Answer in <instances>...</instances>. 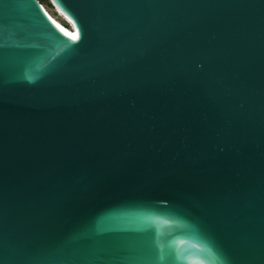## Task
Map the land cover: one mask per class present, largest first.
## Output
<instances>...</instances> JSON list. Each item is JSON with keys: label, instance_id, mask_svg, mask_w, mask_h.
I'll return each mask as SVG.
<instances>
[{"label": "water", "instance_id": "obj_1", "mask_svg": "<svg viewBox=\"0 0 264 264\" xmlns=\"http://www.w3.org/2000/svg\"><path fill=\"white\" fill-rule=\"evenodd\" d=\"M0 0V264H264V0Z\"/></svg>", "mask_w": 264, "mask_h": 264}, {"label": "rangeland", "instance_id": "obj_2", "mask_svg": "<svg viewBox=\"0 0 264 264\" xmlns=\"http://www.w3.org/2000/svg\"><path fill=\"white\" fill-rule=\"evenodd\" d=\"M43 4L46 7V9L50 12L52 17H54V19H58V21H60L59 24L61 26H65L64 28H68L65 24V22L67 23V20L56 10V8L54 6H50L47 3H43ZM67 30H69V29H67Z\"/></svg>", "mask_w": 264, "mask_h": 264}, {"label": "bare ground", "instance_id": "obj_3", "mask_svg": "<svg viewBox=\"0 0 264 264\" xmlns=\"http://www.w3.org/2000/svg\"><path fill=\"white\" fill-rule=\"evenodd\" d=\"M45 7V6H44ZM45 9H46V7H45ZM46 11H47V13L52 17V15L50 14V12L46 9ZM65 19H67L68 20V18L60 11V10H57ZM52 19L60 26V27H62L65 31H67L68 33H73L74 32V29H73V27H68L67 25V27L68 28H64L65 26H61L59 23H60V21H58V19H54V17H52ZM67 29H69V30H67Z\"/></svg>", "mask_w": 264, "mask_h": 264}, {"label": "trees", "instance_id": "obj_4", "mask_svg": "<svg viewBox=\"0 0 264 264\" xmlns=\"http://www.w3.org/2000/svg\"><path fill=\"white\" fill-rule=\"evenodd\" d=\"M41 3H47L50 6H53L52 3L50 2V0H40ZM66 25H70L69 22L67 21V23L65 22Z\"/></svg>", "mask_w": 264, "mask_h": 264}, {"label": "built area", "instance_id": "obj_5", "mask_svg": "<svg viewBox=\"0 0 264 264\" xmlns=\"http://www.w3.org/2000/svg\"><path fill=\"white\" fill-rule=\"evenodd\" d=\"M67 26L71 28V25H67Z\"/></svg>", "mask_w": 264, "mask_h": 264}]
</instances>
